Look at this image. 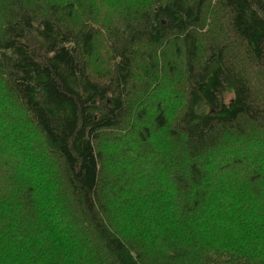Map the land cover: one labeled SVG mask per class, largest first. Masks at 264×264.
I'll use <instances>...</instances> for the list:
<instances>
[{
    "label": "trees",
    "instance_id": "obj_1",
    "mask_svg": "<svg viewBox=\"0 0 264 264\" xmlns=\"http://www.w3.org/2000/svg\"><path fill=\"white\" fill-rule=\"evenodd\" d=\"M0 264H264V0H0Z\"/></svg>",
    "mask_w": 264,
    "mask_h": 264
}]
</instances>
